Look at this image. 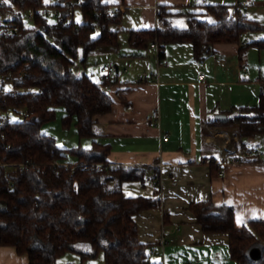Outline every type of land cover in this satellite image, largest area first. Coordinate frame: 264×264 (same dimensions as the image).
I'll use <instances>...</instances> for the list:
<instances>
[{"label": "trees", "instance_id": "trees-1", "mask_svg": "<svg viewBox=\"0 0 264 264\" xmlns=\"http://www.w3.org/2000/svg\"><path fill=\"white\" fill-rule=\"evenodd\" d=\"M109 6L101 0H58L52 5L43 0H0L6 22L19 27L13 31L0 24V76L13 80L0 90V246L26 255L29 264H60L67 251L78 253L83 261L103 251L104 264H152L149 256L155 245L139 240L133 216L162 206L159 174L151 196L124 194L125 183L146 182L149 168L108 163L110 146L94 139L93 126L96 116L111 111L114 100L96 79L74 70L80 54L85 64L98 49L119 47L115 27L122 23V15H107ZM200 6L202 12L158 6L157 28L129 31L130 45L147 47L155 42L163 56L167 45L188 43L200 61L216 44L237 43L245 33L264 30L243 10H231V4ZM46 8H56L58 15L43 16ZM74 8L81 10V23L74 20ZM26 11L33 12L31 27L23 20ZM176 15L187 17L186 27L172 23ZM201 15L215 20L200 19ZM250 47L264 48V41L240 49L242 67ZM19 74L23 76L17 79ZM59 107L65 109L66 127L74 121L79 137L92 139L89 147L63 148L54 136L42 132L43 124L56 119ZM18 108L24 109L23 117L13 120L9 111L16 113ZM224 113L227 123L210 117L207 124L235 126L240 146L262 139V144L250 146L264 154V80L257 105ZM249 162L264 163V155ZM96 163L104 166L96 168ZM211 165L216 167L215 162ZM189 210L204 233L228 235L236 264H264V220L239 229L234 209L210 200L191 203ZM255 247L263 249L258 260L249 254Z\"/></svg>", "mask_w": 264, "mask_h": 264}, {"label": "crops", "instance_id": "crops-1", "mask_svg": "<svg viewBox=\"0 0 264 264\" xmlns=\"http://www.w3.org/2000/svg\"><path fill=\"white\" fill-rule=\"evenodd\" d=\"M52 1L43 2L49 5ZM101 1L123 11L122 23L115 27L120 32L119 47L97 50L105 56L102 65L117 66V72L108 91L114 100L112 109L96 116L94 139L110 146L109 164L149 168L144 184L123 185L126 196H151L156 186L154 177L159 174L162 206L133 216L139 240L155 245L156 251L149 256L152 264H236L230 255L228 235L204 233L189 206L208 200L231 206L239 229L251 221L264 220V163L223 162L250 145L262 144V139H249L247 145L240 146L235 126L207 124L217 113L258 104L264 80V48L247 50L245 69L240 49L264 41V30L245 33L237 43L216 44L200 61L194 59L191 44H169L160 56V66L150 45H130L129 31L156 29L160 5L202 12L200 5L207 2L231 4V10L237 7L247 18L264 25V0ZM244 1L247 4L243 5ZM199 18L215 20L207 15ZM187 20L185 15L172 17L178 27H186ZM200 74L205 75L208 85L198 82ZM142 77L146 80L141 82ZM153 109L160 112L158 127H150L145 121ZM163 133L168 134V141L162 140ZM85 141V147L92 143L89 138ZM211 162L218 168L216 173ZM175 226H179L178 232ZM163 233L175 241L160 245ZM0 264H29V260L12 247L0 246Z\"/></svg>", "mask_w": 264, "mask_h": 264}, {"label": "rangeland", "instance_id": "rangeland-1", "mask_svg": "<svg viewBox=\"0 0 264 264\" xmlns=\"http://www.w3.org/2000/svg\"><path fill=\"white\" fill-rule=\"evenodd\" d=\"M43 1L46 2V0ZM57 2H58L57 0H53L52 4H57ZM73 15H74V20L77 23H81L83 21V15L79 8H74ZM23 20L25 26L27 27L33 26V19L29 17V11L23 13ZM51 20L53 21L56 19L52 18ZM97 35H98V31L96 32L95 36ZM98 52L100 51H95L91 53L88 56L85 64L82 63L81 61L82 55L80 54L76 59L74 70L77 71L79 75L86 73L87 75L91 76L93 79H96V75L100 67L105 62L104 54H100ZM23 112H24L23 108H18L16 113L10 110L9 114L13 120H18L23 117ZM65 114H66L65 109L63 107H59L57 109L56 119L54 121L43 124L42 132L54 136L57 139L58 145L63 148H70L80 143L86 145L88 141H85V138L81 139L79 137L74 122L68 127H66L63 124L62 118L64 117ZM71 160H73V158H70V161ZM152 258L153 256H151V259ZM153 260L155 261V257L153 258ZM59 263L60 264H104V254L103 251H100L96 257L88 258L83 261L78 253L73 251H67L59 258Z\"/></svg>", "mask_w": 264, "mask_h": 264}, {"label": "built area", "instance_id": "built-area-1", "mask_svg": "<svg viewBox=\"0 0 264 264\" xmlns=\"http://www.w3.org/2000/svg\"><path fill=\"white\" fill-rule=\"evenodd\" d=\"M242 4L245 5V4H247V2L244 1V2H242ZM49 5H52V3ZM122 11L123 10L120 6H113V5L107 7V9H106L107 15H113V14H118V13L121 14ZM41 13L43 16L55 17L58 15V10L56 8H46V9H43L41 11ZM29 17L33 18V12H31L29 14ZM6 20H8V17L5 14L0 13V24H3L6 28H8L10 30L18 31L19 27L17 25H15L14 23L6 22ZM150 47L152 48L154 54L156 55L158 66H160L161 64H163V61L160 57L158 44L153 42L150 44ZM243 68L245 69V67H243ZM126 70L127 69H124V71H126ZM116 72H117V70L112 64H104L99 69L97 76H96V80L102 84L103 89L105 91L108 92L110 90L111 84H112L113 80H115ZM8 76L9 75L0 76V90L4 89L3 84L6 86H10L13 84V80L8 79ZM22 76H23V74H19L17 76V79L22 78ZM145 80H146L145 77L140 78L141 82L145 81ZM128 82L133 83L135 81H128ZM198 82L201 84L208 85V82H207L204 74H200L198 76ZM16 91H17L16 89H12V93H16ZM145 121L148 124V126H150V127H158L160 124V112H159V110L153 109L151 112H149V114H147L145 117ZM162 140L168 141L169 140L168 134L163 133L162 134ZM263 155L264 154H263V151L261 149H258V148L256 149V148L249 146L246 149L242 150L239 154L233 155L230 158H228L227 161H223V162L225 164L226 163H228V164H241V163H246L247 161L253 160L255 158L262 159ZM94 165L96 168L104 166L101 163H96ZM66 166H68V165H66ZM223 172L224 171L221 170L219 172V174L222 175ZM172 179L174 181L177 180L176 178H172ZM179 229H180L179 226L174 227L175 232H178ZM174 241H175L174 237L167 238L165 236V233H163L162 237L160 239V245L164 246L166 244L173 243ZM155 251H156L155 248H153L151 250L152 253H154Z\"/></svg>", "mask_w": 264, "mask_h": 264}, {"label": "water", "instance_id": "water-1", "mask_svg": "<svg viewBox=\"0 0 264 264\" xmlns=\"http://www.w3.org/2000/svg\"><path fill=\"white\" fill-rule=\"evenodd\" d=\"M116 68H117V66H116ZM214 118L216 120L222 122V123H227L229 120L228 115L225 113H217L214 115ZM262 250L263 249L259 248V247H255V248L251 249L249 252L251 259L252 260H258Z\"/></svg>", "mask_w": 264, "mask_h": 264}, {"label": "snow or ice", "instance_id": "snow-or-ice-1", "mask_svg": "<svg viewBox=\"0 0 264 264\" xmlns=\"http://www.w3.org/2000/svg\"><path fill=\"white\" fill-rule=\"evenodd\" d=\"M5 2H7V0H5Z\"/></svg>", "mask_w": 264, "mask_h": 264}]
</instances>
